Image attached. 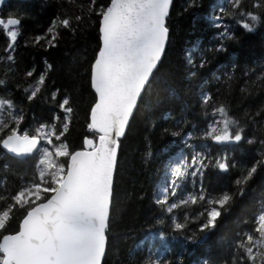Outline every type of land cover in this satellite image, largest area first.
<instances>
[{
  "label": "snow or ice",
  "instance_id": "snow-or-ice-1",
  "mask_svg": "<svg viewBox=\"0 0 264 264\" xmlns=\"http://www.w3.org/2000/svg\"><path fill=\"white\" fill-rule=\"evenodd\" d=\"M6 3L0 0V11ZM204 7V0H188L184 12ZM173 8L174 0H83L71 14L58 5L40 31L27 35L22 31L27 17L22 7L0 16L6 43L0 55L5 62L4 78H0V151L21 166L17 170L9 163L0 165V264H108L110 233L118 222L121 142L161 75L172 44ZM199 21L210 38L208 45L189 48L185 58L188 78L197 82L201 115L211 120L199 133L196 124L184 133L187 119L161 130L162 136L180 138V144L173 145L179 151L165 162L161 181L154 186L155 225L142 229L159 241V247L148 248L138 264H173L165 258L171 251L170 238L182 240L185 251L188 244L206 242L256 177L264 174V135L257 140L248 131L249 127L264 130V107L237 117L227 99L236 82L242 85L236 89L241 99L264 91V65L257 71L243 58H233L228 65L221 62L214 72L208 71L218 57L231 56L230 49L245 35L264 30V0H211ZM93 25L97 45L87 66L93 100L85 122L90 135L83 137L79 148H72L68 134L75 101L67 90L50 87L52 65L46 59L42 58L39 71L33 64L17 72L15 53L21 45L48 52L59 46L62 33L75 37ZM213 79L215 92L210 87ZM170 87L175 94V86ZM40 103L50 105L47 119L38 121L33 113L25 124V106ZM193 141L204 143L198 146ZM208 142L219 146L216 155ZM256 143L261 146L259 159L239 168L231 181L232 191H214L206 185L209 169L228 176L237 168L235 152ZM151 157L148 152L145 160ZM192 206L198 209L194 215L186 211ZM239 223L249 227L238 233L224 264H264V200L250 219ZM165 224L170 232L164 231ZM156 225L160 227L153 231ZM136 231L129 228L124 242L135 241ZM182 262L180 257L178 264Z\"/></svg>",
  "mask_w": 264,
  "mask_h": 264
},
{
  "label": "trees",
  "instance_id": "trees-1",
  "mask_svg": "<svg viewBox=\"0 0 264 264\" xmlns=\"http://www.w3.org/2000/svg\"><path fill=\"white\" fill-rule=\"evenodd\" d=\"M98 2H105V0H98ZM187 2L188 0H175L174 2L170 21L173 30L172 44L167 52L161 75L154 88L144 97L139 113L130 126L129 133L121 142V160L116 186L115 216L118 222L113 223L114 231L110 233L109 253L106 256L108 264H138L139 260L147 254L148 248L159 247V241H154L151 235L142 229L155 225L157 213L154 211L152 203L154 186L158 181H161L165 162L171 155H175L179 151L173 145L180 144V138L166 134L162 136L161 130L165 127L173 128L177 121L187 119L190 123L184 128V133L192 130V124H196V130L199 133L211 120V117L206 119L201 115L197 102V82L189 80V70L185 58L189 48L200 49L208 45L210 38L202 26V21H199V17L207 12L211 0H204L205 7L203 9L194 8L184 12ZM77 3L82 4L83 0H32L23 3L11 1L3 8L0 16H6L9 11H15L22 7L27 13V17L23 20L22 31L25 35L34 34L40 31L47 18L56 11L58 5L65 6V11L71 14ZM96 45L97 32L93 25L83 33L78 32L75 37L62 33L59 46L49 49L48 52L21 45L15 53L17 72L33 64L39 71L42 67V58L46 59L52 65V70L48 74V79L51 82L50 87H58L61 92L67 90L75 101L73 122L70 126V134H68V143L72 148H79L82 145L83 137L90 135L86 130L85 122L93 96L87 82V66L96 51ZM5 46V36L0 30V55H4L3 48ZM230 52L232 55L227 58L218 57L208 71L214 72L216 66L221 62L228 65L233 58H243L249 67L259 71L260 66L264 65V30L245 35L241 39V43L230 49ZM198 54V51L194 53V55ZM4 70L5 62L0 61V78H4ZM228 71H231L230 67ZM217 75H221L223 78L222 73H217ZM8 76L10 78L12 74L9 73ZM236 76H240L239 71L236 72ZM9 83H11L10 79ZM172 85L175 86V94H173V88L170 87ZM240 86L242 85L236 82L232 94L227 97L234 115L240 117L245 110L255 112L258 108L264 107V91H258L254 96L241 99L239 92L236 91ZM210 87L215 92L217 85L214 79ZM0 94H3L2 89H0ZM13 94L16 95L15 91ZM49 111L48 103H40L35 107L25 106L24 123H29L33 113L38 121L47 119ZM248 131L257 140L264 135V130L259 128L249 127ZM193 143L199 146L204 142L193 141ZM208 143L212 155H216L219 146L211 145V142ZM260 149L259 143L238 149L235 152L237 168L228 176L219 175L209 169L205 175L206 185H209L214 191L225 188L232 191L231 181L238 175L239 168L250 164L253 159H259L257 153ZM165 150L170 151L165 154ZM148 152L152 153L150 161L145 160ZM4 163L12 164L17 170L21 167L0 151V165ZM9 179L11 180L12 177ZM141 196L144 199H140ZM261 200H264V174L256 177L243 200H238L231 213L222 218V227L206 242L200 245L188 244L187 251H185L182 240L174 241L170 238L168 245L171 251L165 253L166 260L178 264L179 258L183 257L182 264H203L205 260L208 261V264H224L230 258L233 242L239 239L238 233L249 227L239 222L245 218L250 219L260 206ZM197 210L195 206L186 209L190 215H194ZM159 227L156 225L153 231H157ZM163 227L165 232H170L167 224ZM129 228L137 229L135 233L137 239L125 243L122 237ZM141 241L143 242L142 248L137 252H131L135 245Z\"/></svg>",
  "mask_w": 264,
  "mask_h": 264
},
{
  "label": "water",
  "instance_id": "water-1",
  "mask_svg": "<svg viewBox=\"0 0 264 264\" xmlns=\"http://www.w3.org/2000/svg\"><path fill=\"white\" fill-rule=\"evenodd\" d=\"M11 1L21 2V0H7L6 5H7L8 3H10ZM29 1H32V0H23V2H29ZM174 2H175V0H174ZM6 5H5V6H6ZM5 6H4V7H5ZM0 13H1V11H0Z\"/></svg>",
  "mask_w": 264,
  "mask_h": 264
}]
</instances>
